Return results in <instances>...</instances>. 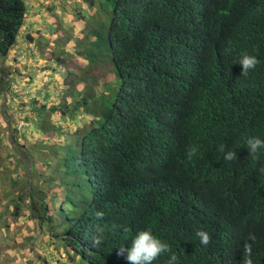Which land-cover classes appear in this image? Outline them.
<instances>
[{
    "label": "trees",
    "instance_id": "obj_1",
    "mask_svg": "<svg viewBox=\"0 0 264 264\" xmlns=\"http://www.w3.org/2000/svg\"><path fill=\"white\" fill-rule=\"evenodd\" d=\"M71 1L82 37L70 51L82 67L62 66L58 106L46 92L24 111L25 125L38 119L34 144L20 145L10 129L15 157L5 159L31 167L21 187L11 181L12 216L44 226L63 254L56 264H128L117 250L143 230L171 249L153 264L173 253L175 264H243L250 233L253 264H264V148L254 158L247 146L264 140V0H59L54 10ZM26 11L25 0H0L1 63ZM245 53L260 61L247 76ZM6 76L0 70V93ZM79 116L85 123L67 132ZM228 151L237 160L226 161Z\"/></svg>",
    "mask_w": 264,
    "mask_h": 264
},
{
    "label": "rangeland",
    "instance_id": "obj_2",
    "mask_svg": "<svg viewBox=\"0 0 264 264\" xmlns=\"http://www.w3.org/2000/svg\"><path fill=\"white\" fill-rule=\"evenodd\" d=\"M25 3L27 11L21 32L7 58L2 63L0 61V70L8 72L5 79L10 80L6 91L0 93V264H56V260L63 254L60 249L59 254L54 251V244L45 235L44 226L33 225L26 218V213L12 216L13 206L9 202L16 199L17 189L11 185V181H18V186L21 187L23 180L28 179L31 167L25 161L15 165V158H10L9 161L5 159V155L9 151L7 145H12V128L19 131L15 137L20 145L34 144V127L31 122L38 119L29 115L30 122L25 125L23 121L24 111L32 108V99L42 100L43 94L48 92L49 96L44 102L49 106L59 105L58 95L62 91L59 84L64 70L77 74L78 66L82 67L79 57L70 51L73 49L74 38H81L82 34L74 25L77 23L70 20L69 16L70 11L75 9V1L64 4L65 8L61 11L54 10L60 5L59 0H25ZM26 35L32 40L28 41ZM56 35L59 43L63 36L67 41L63 45L55 43ZM56 56L64 60L65 65L56 62ZM96 64L83 61L88 70H94ZM103 88L99 85L98 90L104 91ZM79 118L81 120L76 124L65 123V130L72 132L80 123H85V117ZM56 120L54 115L50 117L52 123ZM66 120L70 121L68 116ZM21 133L24 137H21ZM11 152L13 155H10L15 157L14 152Z\"/></svg>",
    "mask_w": 264,
    "mask_h": 264
},
{
    "label": "clouds",
    "instance_id": "obj_3",
    "mask_svg": "<svg viewBox=\"0 0 264 264\" xmlns=\"http://www.w3.org/2000/svg\"><path fill=\"white\" fill-rule=\"evenodd\" d=\"M260 61L256 58L254 55H249L247 53L243 54L239 65L242 68L241 75L247 76L250 71L254 70L258 65ZM84 66V65H83ZM99 67L98 69H100ZM247 146L249 149V154L252 155L255 158V154L257 151L261 148H264V140L258 138V137H251L247 141ZM220 152L225 151L224 145H221L219 147ZM197 154V149L195 147L191 148L188 156L189 159H191L192 156ZM224 159L226 161H235L237 160V155L234 151H228L224 155ZM261 172H264V168L260 170ZM96 217L98 219H102L104 217L103 212H97ZM121 226L113 224L111 226L112 231H116ZM127 231V229H125ZM195 235L199 238V241L201 245L208 246L211 243V236L208 232L203 230H198ZM256 236L253 233H250L248 235L247 240L243 244V253H244V261L243 264H253L252 260V243L255 242ZM93 243L95 245H99L101 243V240L99 238L94 239ZM170 246L166 243L155 237L150 230H143L137 233V235L133 238L131 242V246L128 248H125L124 246H121L117 250V255H126V260L128 261V264H153V261H155L158 257H160L162 254L169 252ZM177 260V256L175 253H173L168 260V264H175Z\"/></svg>",
    "mask_w": 264,
    "mask_h": 264
}]
</instances>
